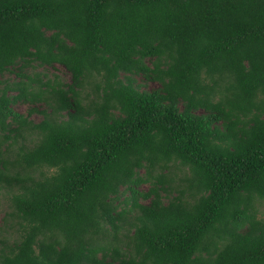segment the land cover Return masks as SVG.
I'll use <instances>...</instances> for the list:
<instances>
[{
  "label": "trees",
  "instance_id": "1",
  "mask_svg": "<svg viewBox=\"0 0 264 264\" xmlns=\"http://www.w3.org/2000/svg\"><path fill=\"white\" fill-rule=\"evenodd\" d=\"M4 73L0 264H264V0H0Z\"/></svg>",
  "mask_w": 264,
  "mask_h": 264
},
{
  "label": "rangeland",
  "instance_id": "2",
  "mask_svg": "<svg viewBox=\"0 0 264 264\" xmlns=\"http://www.w3.org/2000/svg\"><path fill=\"white\" fill-rule=\"evenodd\" d=\"M56 67H57L56 69H53V68H51L49 66H43V67H37L36 66L33 69L29 67V70H31V69L33 71H41L42 70L45 73H47L49 76H51L53 74H58L64 81L69 78V76H68L67 72L64 70V68H62L58 64H57ZM5 78H7L9 80H17L18 79V77L15 74H13V73H4L2 76H0L1 80H4ZM4 84H5L4 82H0V91L2 90ZM156 86H157L156 82H148L145 85L146 89H152V88H155ZM10 92H14L15 93V91H10ZM28 106L29 105L27 103H15L13 105V108L17 112L25 114L26 111H27ZM36 106H38L39 109L43 108L42 107L43 104H39L38 103V104H36ZM200 111H202V110H200ZM41 118H42V114H40V112H34L32 115H30V119H32L35 122L40 121ZM47 172H50V170H47ZM139 173L140 174H145V169L141 168L139 170ZM148 187H149L148 183H142V184L138 185V188H141V189H144V190H146ZM1 202H3V205H1V203H0V217H3L4 216V212L9 210V207H7L8 205H4V203L7 204L6 200H3ZM255 205H256L255 208L257 209L255 211L257 213V215H256L257 218L264 220V201L256 202ZM6 227L7 228L10 227L8 223H6ZM10 230H14V229L11 228ZM10 230H9L8 234H10V232H11ZM13 238H15V236ZM0 248H1V243H0Z\"/></svg>",
  "mask_w": 264,
  "mask_h": 264
}]
</instances>
